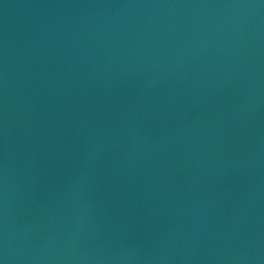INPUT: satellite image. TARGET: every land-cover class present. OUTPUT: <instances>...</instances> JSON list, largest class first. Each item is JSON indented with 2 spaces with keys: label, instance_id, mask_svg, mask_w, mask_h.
I'll return each mask as SVG.
<instances>
[{
  "label": "water",
  "instance_id": "water-1",
  "mask_svg": "<svg viewBox=\"0 0 264 264\" xmlns=\"http://www.w3.org/2000/svg\"><path fill=\"white\" fill-rule=\"evenodd\" d=\"M0 264H264V0H0Z\"/></svg>",
  "mask_w": 264,
  "mask_h": 264
}]
</instances>
